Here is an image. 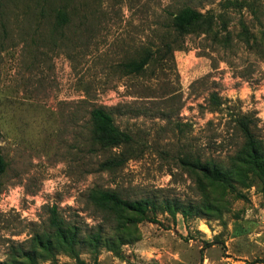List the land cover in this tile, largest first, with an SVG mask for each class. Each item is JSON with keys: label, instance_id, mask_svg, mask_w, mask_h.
<instances>
[{"label": "rangeland", "instance_id": "rangeland-1", "mask_svg": "<svg viewBox=\"0 0 264 264\" xmlns=\"http://www.w3.org/2000/svg\"><path fill=\"white\" fill-rule=\"evenodd\" d=\"M184 6L203 18L176 35ZM55 7L68 21L52 33ZM0 14V264H264V173L237 156L240 120L264 146V0H0ZM145 50L142 70L123 66ZM92 105L132 140L93 142ZM97 190L156 207L97 206ZM52 208L72 248L32 242Z\"/></svg>", "mask_w": 264, "mask_h": 264}, {"label": "trees", "instance_id": "trees-1", "mask_svg": "<svg viewBox=\"0 0 264 264\" xmlns=\"http://www.w3.org/2000/svg\"><path fill=\"white\" fill-rule=\"evenodd\" d=\"M44 6H39V11L43 12ZM1 15V14H0ZM50 28L53 31L61 30L63 26L68 21L67 12L61 7H55L51 10L50 13ZM203 14L189 6H184L179 9L174 16L172 17L171 26L176 35H182L188 31L190 26L194 23L201 21ZM0 25L5 30L6 19L3 18V15L0 16ZM51 33V34H52ZM6 51V47L0 48V56L2 51ZM150 50H145L144 54L138 59L130 60L124 63V67L127 68L130 72H139L142 70L148 61L152 57ZM89 120H90V132L93 142L101 147H114L122 143H129L132 140L130 134L124 130H120L114 124L113 117L111 112L108 109H105L102 106L92 105L88 111ZM241 132L244 137V142L242 144V149L239 150L238 157H242L240 162L250 163L255 168H260L261 172L264 173V146L261 139L255 137L248 125L240 120L238 123ZM110 161H106L109 163ZM187 165H193L196 169L198 168L203 176L208 178L210 181L223 182L227 183L231 179V175L228 173L227 169H222L216 163L214 164H205L201 162H190L185 160L183 162ZM7 167V162L4 156L0 153V175L5 171ZM96 194L92 196L93 203L97 206H110L115 208H121V210L128 212H135L139 214L144 213V207L150 206L152 208L156 207V201L152 198H139V199H124L120 197L113 190H97ZM166 208L170 207L173 203L169 200H163ZM51 215L48 218L49 227L52 229L51 233H47L45 236L36 234L32 238V242L35 244H40L44 242H53L55 245H69L72 246V239L74 237L73 229L66 226L61 217H59L55 210L51 209Z\"/></svg>", "mask_w": 264, "mask_h": 264}]
</instances>
